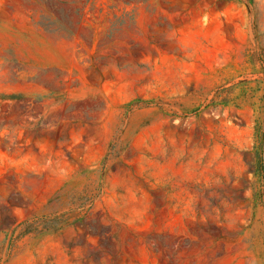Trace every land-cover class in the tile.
<instances>
[{
	"label": "rangeland",
	"instance_id": "374dc122",
	"mask_svg": "<svg viewBox=\"0 0 264 264\" xmlns=\"http://www.w3.org/2000/svg\"><path fill=\"white\" fill-rule=\"evenodd\" d=\"M157 1L114 0L140 7L145 19L157 17ZM160 2L202 14L233 5L245 42L238 66L182 83L174 98L135 92L117 107L101 161L52 195L49 181L28 173L0 180V264H264V0ZM95 7L0 0V140L33 139L30 125L45 126L35 110L43 100L36 81L55 68L45 54L64 52V39L87 50ZM68 27L78 36L64 34ZM84 74L98 79L93 63Z\"/></svg>",
	"mask_w": 264,
	"mask_h": 264
},
{
	"label": "crops",
	"instance_id": "0c3cea01",
	"mask_svg": "<svg viewBox=\"0 0 264 264\" xmlns=\"http://www.w3.org/2000/svg\"><path fill=\"white\" fill-rule=\"evenodd\" d=\"M94 6L97 18L87 50L76 39H64V52L45 54L55 67L49 80L36 81V95L43 100L35 110L45 126L30 125L33 139L0 140V180H20L28 173L49 181L44 193L54 194L60 181L101 161L117 128V107L135 92L174 98L182 83L203 84L218 70L237 67L244 55L233 5L202 14L198 7L182 11L158 0L157 17L148 19L141 17L140 7H120L114 0H94ZM67 33L78 36L79 29L64 28ZM87 63L97 68L93 82L84 74ZM180 135L183 143L189 141V127ZM165 168L175 177L181 173Z\"/></svg>",
	"mask_w": 264,
	"mask_h": 264
}]
</instances>
